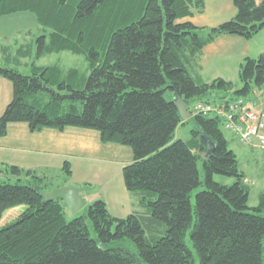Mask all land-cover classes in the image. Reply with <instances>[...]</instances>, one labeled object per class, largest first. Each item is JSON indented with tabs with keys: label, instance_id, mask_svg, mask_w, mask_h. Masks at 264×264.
I'll return each instance as SVG.
<instances>
[{
	"label": "trees",
	"instance_id": "trees-1",
	"mask_svg": "<svg viewBox=\"0 0 264 264\" xmlns=\"http://www.w3.org/2000/svg\"><path fill=\"white\" fill-rule=\"evenodd\" d=\"M204 2L0 0V17L31 13L40 31L0 45V77L13 89L0 116V137L9 124L25 123L31 132L93 130L103 144L130 148L123 184L141 210L116 218L99 199L67 221L63 202L42 198L45 177L3 166L0 220L11 208L26 209L0 228V264H194L186 235L199 264H264V191L250 208V188L221 119L193 115L182 122L173 103L177 92L191 112L198 101L246 98L262 89L264 52L244 60L239 88L222 78L205 82L199 59L219 36H257L264 29V0H233L235 16L213 28L183 22L202 12ZM62 52L83 57L84 66L33 61ZM22 65L29 74L20 72ZM186 123L190 138L175 139ZM63 170L71 176L69 162ZM214 175L234 182L219 184ZM203 184L192 205L191 192Z\"/></svg>",
	"mask_w": 264,
	"mask_h": 264
},
{
	"label": "rangeland",
	"instance_id": "rangeland-1",
	"mask_svg": "<svg viewBox=\"0 0 264 264\" xmlns=\"http://www.w3.org/2000/svg\"><path fill=\"white\" fill-rule=\"evenodd\" d=\"M229 2L230 3H228V0H208L207 9L214 10L219 8L220 11L227 14L229 13L227 9L232 8L235 10L233 0H229ZM26 32H30V35L35 37L40 35L39 26L37 25L33 14L17 13L0 17V45L7 43V45H11L14 36H21L19 40L22 41V37L26 35ZM5 38H7V40H5ZM244 41L248 42V52L252 58H256L258 54L264 52V30L253 39H244ZM243 50H246L245 47H243ZM33 57L35 56L33 55ZM34 60L38 65L58 63L62 68H82L84 66L83 57L72 55L68 52L53 53L42 57L41 59L34 58L33 61ZM219 68L222 69L221 74L223 77L236 82L238 88L241 86L238 80L237 70L235 71L233 68L227 69L223 65ZM19 70L24 75L29 74V70L26 69L24 65H22ZM260 92L262 93L261 97L250 95L244 98L246 104H251L250 101L253 100L257 104L256 107L258 106V108L264 109V85ZM166 96L168 97V94H166ZM190 130L191 123L179 124L175 130L174 138L186 141L190 138ZM223 132L229 142V148L237 157L240 170L246 177L245 183L250 188L248 206L250 208L256 207L258 197L264 191V150L250 152V150L240 145L238 141L235 140L229 133H226L225 131ZM41 164L43 166L35 170L38 175L45 177V184H47L48 189L46 191L54 189L56 186L64 183L75 184V186H78L79 189L82 188L87 194H101L107 204L110 215L115 216L116 218H125L133 212H141L140 207L138 206L137 196L129 193L124 188L121 167H117V165L106 167L105 171L104 167L101 165L86 166V164L81 162H72L70 168L73 175L70 178V176L66 177L63 170V164L57 165V163L52 161L50 163L46 162L45 164L38 163L36 166ZM197 166L200 179L204 180L205 173L201 159L198 161ZM1 167H3V165H0V168ZM23 168L24 170L28 169V167ZM213 180L223 185H232L234 182L232 178L220 175H214ZM11 181L14 182L15 179H12ZM203 189H205L204 184L191 192L190 199L192 205H194V197L196 193ZM90 204V202H87L86 207H89ZM63 207L65 219L67 221L77 218L82 213V210L78 213H72L65 205ZM25 209V206H17L7 210L0 220V228L14 221ZM93 236L94 234H92V237ZM185 242L187 247L193 253L194 264H199L198 257L191 246L188 235H186ZM129 247L133 250V246L131 244H129Z\"/></svg>",
	"mask_w": 264,
	"mask_h": 264
},
{
	"label": "crops",
	"instance_id": "crops-1",
	"mask_svg": "<svg viewBox=\"0 0 264 264\" xmlns=\"http://www.w3.org/2000/svg\"><path fill=\"white\" fill-rule=\"evenodd\" d=\"M228 3H230L229 0ZM207 4L208 0H205L202 12L183 19V22H190L198 28H213L229 21L236 14V9L232 8L227 9L229 12L227 14H224L219 8L209 10L207 9ZM15 38H21V36ZM243 47L246 50H243ZM248 48V42L241 37L233 35L219 36L213 43L202 49L199 59L202 79L205 82H211L216 78H222L233 82L222 76V69L219 68L221 65L227 69L233 68L235 71L237 70L239 78V69L243 61L246 58H252ZM233 83L236 84V82ZM252 95L261 97L262 93L255 91ZM12 97L13 89L11 83L0 77V116L10 104ZM250 102L251 104H248L249 107L264 115V109L256 107L257 104L253 100ZM245 148L250 150V152L264 150L260 148ZM52 161L57 163V165L67 161L70 167L72 162H81L86 164V166L101 165L105 171L106 167L117 165V167H121L122 171L125 165L133 161V155L130 148L116 144H103L100 141L98 132L80 128L43 129L39 132H31L25 123H11L7 126L5 136L0 137V165L16 166L23 170V167H28L27 170L37 173L35 169L43 166L42 164L36 166L38 163L45 164ZM72 175L73 172L70 178ZM65 185L79 188L75 184L69 183L60 184L56 187ZM80 189L86 204L99 199L104 201L101 194L90 195L82 188Z\"/></svg>",
	"mask_w": 264,
	"mask_h": 264
},
{
	"label": "built area",
	"instance_id": "built-area-1",
	"mask_svg": "<svg viewBox=\"0 0 264 264\" xmlns=\"http://www.w3.org/2000/svg\"><path fill=\"white\" fill-rule=\"evenodd\" d=\"M193 115L216 116L222 128L244 147L264 149V115L248 107L243 98L198 101Z\"/></svg>",
	"mask_w": 264,
	"mask_h": 264
},
{
	"label": "water",
	"instance_id": "water-1",
	"mask_svg": "<svg viewBox=\"0 0 264 264\" xmlns=\"http://www.w3.org/2000/svg\"><path fill=\"white\" fill-rule=\"evenodd\" d=\"M173 103L178 111L181 121H188L191 118V114L187 109L188 102L182 99L181 95L176 92L174 93ZM207 154H202V157L206 158ZM41 196L46 202H51L54 200H59L63 202L66 208L72 213H78L83 210L86 206V201L81 194V189L75 187H56L49 191L42 192Z\"/></svg>",
	"mask_w": 264,
	"mask_h": 264
}]
</instances>
